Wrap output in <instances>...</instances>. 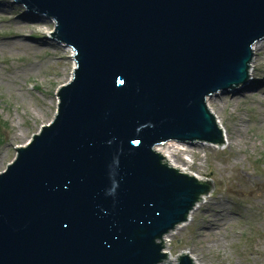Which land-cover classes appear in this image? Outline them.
Returning <instances> with one entry per match:
<instances>
[{
	"label": "water",
	"instance_id": "1",
	"mask_svg": "<svg viewBox=\"0 0 264 264\" xmlns=\"http://www.w3.org/2000/svg\"><path fill=\"white\" fill-rule=\"evenodd\" d=\"M14 1L75 66L0 172V264H196L163 236L215 185L155 146L226 143L207 99L250 78L264 0Z\"/></svg>",
	"mask_w": 264,
	"mask_h": 264
},
{
	"label": "rangeland",
	"instance_id": "2",
	"mask_svg": "<svg viewBox=\"0 0 264 264\" xmlns=\"http://www.w3.org/2000/svg\"><path fill=\"white\" fill-rule=\"evenodd\" d=\"M53 28L47 16L0 0V171L16 146L51 120L56 89L72 77L71 51L50 38ZM256 62L260 76L250 90L221 91L207 100L227 142L183 145L174 155L215 185L170 236V251L186 250L197 264H264V50Z\"/></svg>",
	"mask_w": 264,
	"mask_h": 264
},
{
	"label": "bare ground",
	"instance_id": "3",
	"mask_svg": "<svg viewBox=\"0 0 264 264\" xmlns=\"http://www.w3.org/2000/svg\"><path fill=\"white\" fill-rule=\"evenodd\" d=\"M60 44V43H59ZM62 46H64L63 44H60ZM65 49L71 51L68 47L64 46ZM262 50H264V38L261 39V40H258L256 43H254L253 45V52H254V57H253V60L251 62V65H250V70H249V77L248 80H247V83H245L244 85H241L240 87L236 88L234 90L233 93H244L245 91H248L250 90L249 88V83L253 80V78L255 77H259L260 75L256 74L255 73V69H256V56L258 53H260ZM256 55V56H255ZM70 57L73 59V53L70 54ZM258 65V64H257ZM256 82H258V80L255 79ZM248 87V88H246ZM220 93V92H219ZM219 93H216L214 95H211L209 98H208V101L209 99L217 96ZM222 94V92H221ZM213 112V111H212ZM214 113V112H213ZM215 115V114H214ZM216 116V115H215ZM217 118V123H218V126L220 128L223 129V134H224V139L225 141L227 142L228 140V134H227V130L225 129L223 123L219 120L218 117ZM209 145H215V144H211L209 143ZM216 146V145H215ZM159 148V147H158ZM178 148H181V147H178L176 144L170 142L162 147L159 148V150H161L163 152V154L165 156H167V158L176 166V167H179L180 169L192 174V175H195L198 179H201L202 181L205 180V179H202V177L197 173V172H191V171H188L184 166H181L177 161H175V157L174 155L176 154L175 151L178 149ZM200 203L201 202H198L196 207L193 209V211L190 213V216H189V220H191V217H192V214L194 213V211L200 206ZM188 220V221H189Z\"/></svg>",
	"mask_w": 264,
	"mask_h": 264
}]
</instances>
